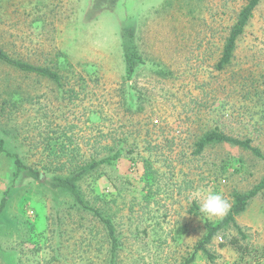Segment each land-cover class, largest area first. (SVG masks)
<instances>
[{
	"label": "rangeland",
	"instance_id": "rangeland-1",
	"mask_svg": "<svg viewBox=\"0 0 264 264\" xmlns=\"http://www.w3.org/2000/svg\"><path fill=\"white\" fill-rule=\"evenodd\" d=\"M247 1L0 0V49L62 76L58 85L0 61L4 151L48 178L71 174L101 145L130 151L77 181L85 203L113 222V250L91 208L15 174L0 150V264H264V190L235 218L242 256L228 244L240 238L232 225L206 244L211 257L195 252L206 221L222 218L200 211L205 193L231 206L264 176V159L237 145L194 153L215 129L264 155V0L228 65H216ZM126 33L144 59L130 76Z\"/></svg>",
	"mask_w": 264,
	"mask_h": 264
},
{
	"label": "trees",
	"instance_id": "trees-1",
	"mask_svg": "<svg viewBox=\"0 0 264 264\" xmlns=\"http://www.w3.org/2000/svg\"><path fill=\"white\" fill-rule=\"evenodd\" d=\"M259 1L260 0H248L247 3L239 11L237 19L235 23L231 26L229 34L222 46L220 58L216 63L218 69L223 68V66L228 65V63L230 62L235 47V41L242 32V29L247 23V20L251 17L252 11L254 10L255 6L258 4ZM126 34H128V36L124 37V35H122V57L126 65V75L130 76L134 72L135 67L144 62V59L139 53L133 37H131L133 36V33ZM0 61L7 65L14 66L15 68H18L22 71L35 72L38 75L41 74L51 79L58 85L62 83V76L59 75L56 71L50 69L49 67L34 65L22 61L20 59L10 57L2 49H0ZM211 143H230L233 145H237L244 149L250 150L257 157L264 159V155L260 152L258 147L251 144L250 139H240L215 129L208 130L199 137V139L195 142L196 149L194 153L199 154L206 145ZM98 148L99 150L95 152L94 155H96V157L101 155V157H94L96 159L92 158L87 163L84 162L79 165H76V167L70 171L71 174L53 175V177L48 178L44 171L25 165L17 156V154L4 151L5 149L3 147V141L0 140V150L4 151L7 156L13 158L15 174L24 172L29 178L33 179L38 183L47 184L53 189H58L69 193L73 197V199L84 208H91L93 213L99 217L101 222L104 224V227L106 228L107 232L109 233V236L112 240L111 248L114 250L117 245V240L114 236L115 228L113 222L108 216L102 215L99 211L92 207H89L85 203L82 198L77 181L80 176L84 174L87 170H92L96 168L94 172H100L97 168L99 165H101L102 163H109L111 162V160L119 158L123 150H125L127 153L130 151L122 147L113 149L112 145L109 144L101 145ZM262 190H264V176L260 183L256 185L252 190L243 193H235L233 195V203L230 206V209L226 215H224L221 219L216 222L206 221V231L201 240L197 243L195 247V252L197 250H202L208 257H211V253L206 249V244L211 242L212 238L216 235L218 231L226 228L228 225H232L240 233V238H238L237 236H231L228 239V244H230L240 254V256H242L245 253V250L244 245L240 243V239H244L245 236L243 233H241V229L236 224L235 218L237 215H239L245 210L249 201ZM5 201L6 199L4 197L0 200V213L5 207ZM220 245L223 246L224 243H221ZM188 262L189 261L186 260L181 264H188Z\"/></svg>",
	"mask_w": 264,
	"mask_h": 264
},
{
	"label": "clouds",
	"instance_id": "clouds-1",
	"mask_svg": "<svg viewBox=\"0 0 264 264\" xmlns=\"http://www.w3.org/2000/svg\"><path fill=\"white\" fill-rule=\"evenodd\" d=\"M200 193H193V197H199ZM230 209L229 202L218 191H207L200 203V211L208 216L223 217Z\"/></svg>",
	"mask_w": 264,
	"mask_h": 264
}]
</instances>
